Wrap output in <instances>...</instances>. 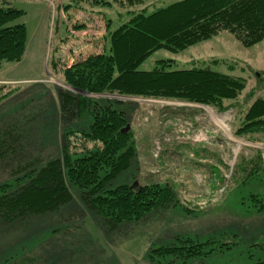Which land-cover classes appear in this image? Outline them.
<instances>
[{"label":"rangeland","instance_id":"374dc122","mask_svg":"<svg viewBox=\"0 0 264 264\" xmlns=\"http://www.w3.org/2000/svg\"><path fill=\"white\" fill-rule=\"evenodd\" d=\"M105 1L112 5L0 0V24L7 25L0 32V86L13 81V92L0 100V132L11 134L2 137L9 149L0 155V185L13 192L23 184L24 168L61 159L71 134V152L113 146L119 154L133 153L112 189L136 182L171 187L176 205L110 230L69 187L72 201L53 211L12 223L0 218V264H264V139L236 134L249 106L264 98V41L247 48L222 33L182 52L159 50L139 67L151 71L165 60L172 61L170 70L212 65L244 79L245 88L225 100L224 110L178 99L87 93L69 86L64 75L83 46L102 39L108 22L113 31L128 21V12L146 8L151 14L180 0H147L131 8ZM67 96L88 99V112L79 115ZM190 242L214 251L190 260L152 257L154 250Z\"/></svg>","mask_w":264,"mask_h":264},{"label":"trees","instance_id":"16d2710c","mask_svg":"<svg viewBox=\"0 0 264 264\" xmlns=\"http://www.w3.org/2000/svg\"><path fill=\"white\" fill-rule=\"evenodd\" d=\"M145 1L120 0L118 3L131 8ZM96 2L112 5L105 0ZM128 15L129 20L113 31L109 22L105 24L104 37L83 46V54L65 65V82L69 86L93 94L178 99L224 110L228 107L225 100L235 99L245 88L244 79L217 72L212 65L170 70L172 61L165 60L151 71H141L139 67L159 50L182 52L222 33L231 34L247 48L264 41V0H180L151 14L143 8ZM99 42L102 44L99 51L90 50ZM10 87L0 86L5 90L0 98L2 102L13 92ZM67 101L78 107L79 115L88 112V99L67 96ZM97 118L104 119V115ZM240 123L236 134L264 139V98L249 106ZM10 135L7 129L0 132V155L9 149L2 137ZM70 135L64 140L61 159L51 160L41 168H24L26 172L20 179L23 184L13 192L11 185H0V218L5 223L67 204L72 201L69 187L79 191L83 202L110 230L141 221L155 209L176 205V194L171 187L139 185L112 189L113 180L129 167L133 153L119 154V148L113 146L106 150L94 146L71 152ZM190 243L154 250L152 257L190 260L214 251H205L207 244Z\"/></svg>","mask_w":264,"mask_h":264},{"label":"crops","instance_id":"0c3cea01","mask_svg":"<svg viewBox=\"0 0 264 264\" xmlns=\"http://www.w3.org/2000/svg\"><path fill=\"white\" fill-rule=\"evenodd\" d=\"M6 1V0H5ZM6 3V2H5ZM7 29V25L5 24H0V32L1 33H5L7 32L6 31ZM1 83H3V85H11L13 83V81H8V80H4V81H1Z\"/></svg>","mask_w":264,"mask_h":264},{"label":"water","instance_id":"95a60500","mask_svg":"<svg viewBox=\"0 0 264 264\" xmlns=\"http://www.w3.org/2000/svg\"><path fill=\"white\" fill-rule=\"evenodd\" d=\"M139 186V184H138V182H136V184L134 185V187H138Z\"/></svg>","mask_w":264,"mask_h":264}]
</instances>
